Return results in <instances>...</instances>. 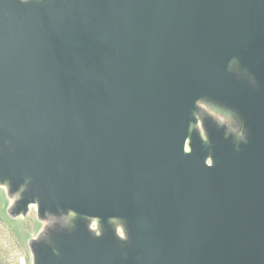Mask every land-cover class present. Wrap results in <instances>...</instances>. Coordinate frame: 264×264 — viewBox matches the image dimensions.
<instances>
[{
	"label": "water",
	"instance_id": "water-1",
	"mask_svg": "<svg viewBox=\"0 0 264 264\" xmlns=\"http://www.w3.org/2000/svg\"><path fill=\"white\" fill-rule=\"evenodd\" d=\"M0 189L32 264H264V0H0Z\"/></svg>",
	"mask_w": 264,
	"mask_h": 264
},
{
	"label": "rangeland",
	"instance_id": "rangeland-1",
	"mask_svg": "<svg viewBox=\"0 0 264 264\" xmlns=\"http://www.w3.org/2000/svg\"><path fill=\"white\" fill-rule=\"evenodd\" d=\"M4 193L0 189V264H32L28 243L38 235L43 225L38 221L35 207L26 218L7 224L3 213Z\"/></svg>",
	"mask_w": 264,
	"mask_h": 264
},
{
	"label": "trees",
	"instance_id": "trees-1",
	"mask_svg": "<svg viewBox=\"0 0 264 264\" xmlns=\"http://www.w3.org/2000/svg\"><path fill=\"white\" fill-rule=\"evenodd\" d=\"M4 197H5V201H4V210H3V213H4V216H5V219H6V222H7V224H12V223H15V221H17L18 219H12V218H10L9 217V215H8V213H7V208H8V206H9V201H8V199H7V197H6V194L4 193Z\"/></svg>",
	"mask_w": 264,
	"mask_h": 264
}]
</instances>
